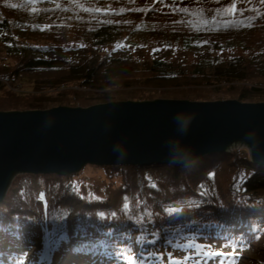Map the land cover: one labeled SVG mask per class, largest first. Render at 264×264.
<instances>
[{"label":"trees","instance_id":"16d2710c","mask_svg":"<svg viewBox=\"0 0 264 264\" xmlns=\"http://www.w3.org/2000/svg\"><path fill=\"white\" fill-rule=\"evenodd\" d=\"M77 47L86 49L66 54ZM174 54L179 57L170 58ZM57 83L103 91L77 95L56 86L57 96L43 93ZM156 99L264 102V0H0V111ZM87 179L102 183L98 201L82 193ZM74 183L79 194L71 192ZM125 196L133 220L145 209L151 219L142 225L130 220L122 211ZM191 200L199 206L185 207L179 223H170L164 209ZM62 211L70 237L63 245L71 248L107 242L109 251L130 247L138 258L136 237L149 225L161 240L146 247L169 264V252L177 260L190 253L165 248V232L221 224L222 235L241 241L235 249L214 238L215 229L197 242L227 260L237 261L241 252L245 264H264V167L250 161L247 149L205 155L185 168L87 165L68 176L19 175L0 204V220L9 225L19 217L21 228L18 237L0 233V258L7 264L22 259L43 239L44 216ZM78 222L89 233L82 240L75 236ZM125 232L131 240L122 238Z\"/></svg>","mask_w":264,"mask_h":264},{"label":"water","instance_id":"95a60500","mask_svg":"<svg viewBox=\"0 0 264 264\" xmlns=\"http://www.w3.org/2000/svg\"><path fill=\"white\" fill-rule=\"evenodd\" d=\"M176 141L191 150L189 163L173 159ZM243 147L264 167V102L156 99L0 111V204L23 174L68 176L87 165L185 168Z\"/></svg>","mask_w":264,"mask_h":264},{"label":"snow or ice","instance_id":"6c2138e0","mask_svg":"<svg viewBox=\"0 0 264 264\" xmlns=\"http://www.w3.org/2000/svg\"><path fill=\"white\" fill-rule=\"evenodd\" d=\"M27 3H35L37 0H26ZM39 2H51V0H39ZM9 7H16V5H8ZM255 11V9H253ZM253 18H249V20H252ZM214 23V22H212ZM243 21H238L237 24H243ZM150 187L155 188V184H151ZM201 187H204L201 185ZM71 192L73 194H79L80 192V186L78 184H72L71 185ZM205 193H201V195H204ZM80 199H84V197L81 195L79 197ZM39 199L41 201H44V193L39 194ZM100 198L95 196L92 193L88 194V200H99ZM199 206L197 205V202L194 200L188 201L187 204H178L175 206H168L164 209V211L167 213L168 217L170 218V223H179L180 218L182 217V214L185 210V207H192V206ZM45 207H47L45 203ZM122 211L126 214H129V219L133 220V217L131 216V207L129 204V199L127 196L124 197V204ZM101 220L105 219L104 212L98 213ZM153 213L149 211L148 209L144 210V214L139 216L138 218H135L133 222L136 225H142L145 217L151 219ZM68 216L67 212H59L51 215L49 217L47 214L44 216V223L43 227L45 229V232L47 234V248L44 253L41 254V261H48L49 264H51V253L58 251L61 248L62 244H66L69 242V235L67 232V221L66 217ZM111 216L115 218L117 216L116 212H112ZM19 217L14 218V223L5 225L2 220H0V233L4 234H11L14 237L19 236V230L21 228V225L19 223ZM63 221V222H61ZM49 227H51V231H48ZM223 225L221 224H208V225H196V226H189L187 229L180 228L176 229L175 231L171 232H165L163 237V246L165 248H168L169 246L173 250H179L185 253H190L189 255H185L182 260H177L172 258V253H168L169 257V264H207L208 260L213 259L216 256H221V260L219 261V264H237V261L235 260H227L223 257V254L220 252L212 251L211 248H207L202 243H198L197 241L201 238L203 233L206 230L215 229V237L216 239H223L227 241L226 247H232L235 249L241 241L230 238L229 235L221 233V229H223ZM140 235L136 237V242L140 246V254L139 257L136 258L132 255V249L125 248L121 249L119 252H112L109 251L110 246L107 242H101L99 244H84L79 243L74 248H72V251L75 253H88L91 252L93 256L97 254V248H103V252L101 255L112 258L113 256H116L117 258H123L124 260L128 261L129 264H163V256L158 255L157 251L155 250H149L146 246H155L158 241L161 240V233L155 229H153L150 233L147 227H140L139 228ZM185 231L194 233L191 235H185ZM108 236H112L111 232L107 233ZM75 236L78 239H85L89 236L88 231L83 226L81 222H78L75 227ZM149 236L153 238H149ZM122 238L125 240H131L132 237L127 232L122 234ZM147 252V255L145 253ZM0 264H5L4 260L0 258ZM16 264H25V261L23 259H19L16 261Z\"/></svg>","mask_w":264,"mask_h":264},{"label":"rangeland","instance_id":"374dc122","mask_svg":"<svg viewBox=\"0 0 264 264\" xmlns=\"http://www.w3.org/2000/svg\"><path fill=\"white\" fill-rule=\"evenodd\" d=\"M66 49V48H63ZM86 49V47H77L74 49H70V50H65L66 54H81L84 50ZM179 57V54H174V55H170V58H177ZM56 86H61V89L64 88H68L67 90L71 91V93H78L77 95H83V93L85 94H92V93H101L100 91L103 90H94L91 88H88L87 86L84 87L82 84H73V83H57V85H52V86H48L46 85V87H50L48 89H45L43 91V93H46L48 96L50 97H54L57 96L58 92L60 89ZM55 87V88H54ZM20 91L26 90L25 85H21L19 86ZM56 89L55 92L52 91V89ZM38 88H36V92H40V90H37ZM42 90V87H41ZM241 149H245V147L240 148ZM16 179V178H15ZM14 179V180H15ZM93 179H87V181H89L88 185H85L82 187V193H84L86 196H88L89 193L94 194L95 196H102V183L100 182H93ZM47 248V235L44 237V239H39L38 243L36 244V248L32 249L29 251L28 255H26V257L23 258V260L25 261V264H42V261L40 259L41 254L44 253L46 251ZM237 255H239V257L237 258V264H245L246 261H244V258L241 256V252H238ZM247 255V254H246ZM51 258H53V253H51ZM16 264V263H15ZM115 264V263H114ZM117 264V263H116Z\"/></svg>","mask_w":264,"mask_h":264},{"label":"clouds","instance_id":"9594fccd","mask_svg":"<svg viewBox=\"0 0 264 264\" xmlns=\"http://www.w3.org/2000/svg\"><path fill=\"white\" fill-rule=\"evenodd\" d=\"M172 150L174 153L173 159L180 160L185 163H189L192 159L191 150L181 145L179 141H176L172 144Z\"/></svg>","mask_w":264,"mask_h":264},{"label":"bare ground","instance_id":"6f19581e","mask_svg":"<svg viewBox=\"0 0 264 264\" xmlns=\"http://www.w3.org/2000/svg\"><path fill=\"white\" fill-rule=\"evenodd\" d=\"M42 264H49L48 261H42Z\"/></svg>","mask_w":264,"mask_h":264}]
</instances>
